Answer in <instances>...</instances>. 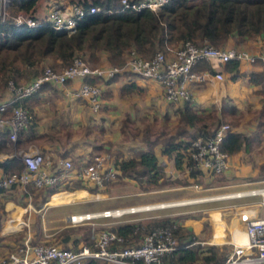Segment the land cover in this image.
<instances>
[{
	"label": "trees",
	"instance_id": "obj_1",
	"mask_svg": "<svg viewBox=\"0 0 264 264\" xmlns=\"http://www.w3.org/2000/svg\"><path fill=\"white\" fill-rule=\"evenodd\" d=\"M37 1L9 0L8 12L11 15L18 11L26 12L31 10ZM67 1L82 7L90 4L98 8L97 12L80 19L75 25L74 32L68 35L52 31L45 25L36 28L16 27L10 19L0 20V86H6L9 81L14 84L22 71L38 67L45 59H51L57 62L60 68H65L74 58L83 61L88 59L94 65L98 55L104 54L107 62L120 67L125 61V54L133 52L140 58L148 59L156 52H164L166 45L190 42L193 45L207 43L214 48H223L231 38L244 40L260 38L264 43V0H175L156 12L148 9L138 11L121 9L119 0ZM240 63L242 61L216 63L212 60L208 62L201 60L193 66L192 71H206L211 74L213 70L217 71L220 67V73L226 74L229 80L233 81L240 76L238 73ZM125 76H131V74ZM115 78L116 75L105 82H111ZM246 79L249 85L258 86L264 82V71L248 73ZM82 80L92 83L91 79ZM54 88L55 85L45 83L36 93L23 99L22 104L31 114L29 102L36 100L40 92L48 89L55 90ZM134 90H137V87L128 83L120 88V93H129ZM261 94V101L264 102V92ZM108 97H110L108 93L102 92L100 100L109 99ZM178 102L180 107L176 110L178 113L176 133L163 141L159 153L171 159L174 170L185 172L187 178L196 179L201 174L216 175L208 172L206 174L195 165L190 157V144L197 137L208 139L213 136L221 123L216 112L219 113L224 105H221L218 111L212 107L208 113H203L200 109L193 107L190 99ZM229 110L232 111V108L229 107ZM260 111V114H264V105L260 106ZM187 129H193L195 132L191 134ZM33 137H35L34 119L31 115L29 125L19 134L15 144L19 145L21 141H29ZM143 140L146 142V149L136 151L133 158L115 162L117 176L129 177L133 180L145 178L150 186L167 182V179L162 180L164 174L162 166L158 164L154 151L149 147L154 143L155 137L151 140L144 137ZM251 141L252 137L227 129L219 147L226 155L233 156L241 150L247 152ZM7 143L10 141L6 134H1L0 151ZM64 154L65 152L59 156L64 157ZM72 165L74 170L80 171L75 161ZM20 168L21 164L16 157H8L0 161L1 176L12 170L19 171ZM105 172L106 170L102 171L100 175ZM68 184H72L68 187L72 188L71 190H88L86 183L79 179L66 180L52 187L28 190H42L46 196L42 199L43 201L47 196L61 191L62 188L66 190ZM13 191L14 186L9 189H0V197H5L6 193H14ZM208 216L216 223L221 219L220 213ZM1 220L0 215V224ZM154 228L168 229L174 239V250L163 255L160 264H220L223 261L217 256L215 247L202 246L200 240L189 228L168 219L152 221L145 225L121 224L109 228V231L121 239V242L115 243V246L122 248L137 245L142 236ZM66 240L67 236L62 239V242L65 243ZM84 240H87L86 236L83 237ZM78 241V239L73 241L72 249L78 248ZM83 264L104 263L88 260Z\"/></svg>",
	"mask_w": 264,
	"mask_h": 264
},
{
	"label": "built area",
	"instance_id": "obj_2",
	"mask_svg": "<svg viewBox=\"0 0 264 264\" xmlns=\"http://www.w3.org/2000/svg\"><path fill=\"white\" fill-rule=\"evenodd\" d=\"M44 1L38 0L31 10L18 11L11 15L8 12L9 0H0V20L10 19L16 27L36 28L45 25L52 31L68 35L74 32L75 25L80 19L98 11L97 7L90 4L82 7L70 4L68 1L64 4L52 1L47 5ZM173 1L175 0H119L121 9L129 11L148 9L153 12ZM256 58L255 55L233 48H214L207 43L193 45L190 42L166 45L164 52H156L148 59L140 58L130 52L120 67L89 68L83 60L74 58L68 67L58 71L46 67L22 85L7 82L5 89L9 98L5 99L0 93V134L5 133L11 143L17 141L19 134L26 129L31 120V114L22 104V100L36 93L45 83L57 86L80 79L72 95L84 100L88 109L94 112L101 104L100 82L107 81L114 75L125 72L140 79L154 80L158 82L167 102H177L190 99L187 91L190 85L205 83L210 78L216 81L223 80L219 71L213 70L211 74L206 71H192L193 66L199 61L252 63ZM85 78L91 79L92 83L87 80L81 81ZM226 129L224 125L219 126L212 137L208 139L197 137L191 142L190 157L202 171L223 174L228 169L229 156L219 147ZM11 156L19 160L21 168L19 171L0 175V189H9L12 186L21 190L52 187L62 183L66 174L73 169L70 160H56V164L53 165L49 157L37 150L18 151ZM102 169V158L93 156L80 168L79 176L95 184L101 182L102 176L113 177L112 171L100 175ZM242 196L260 197L262 214L259 217L245 219L243 231L234 235L231 253L222 256L223 261L220 264H264V186L232 195L209 198V200ZM138 209V207H127L72 214L69 215L68 221L75 225L96 218L120 217ZM119 242L121 239L109 230L98 232L90 245H81L77 249L55 245H29L23 241L16 250L1 257L0 264H83L88 260L104 264H139V261L140 264H160L161 257L174 250V239L166 228L149 230L135 246L117 248L115 243Z\"/></svg>",
	"mask_w": 264,
	"mask_h": 264
},
{
	"label": "rangeland",
	"instance_id": "obj_3",
	"mask_svg": "<svg viewBox=\"0 0 264 264\" xmlns=\"http://www.w3.org/2000/svg\"><path fill=\"white\" fill-rule=\"evenodd\" d=\"M223 48H233L244 51L243 47H239L238 44L225 45ZM105 59V55L100 54L97 57L96 64L93 65L88 59L84 62L89 68H107L113 66ZM46 67L55 71L62 69L58 66L57 62L51 59H45L38 67L32 69L27 68L22 71L14 84L22 85L30 81L34 75H38L42 69ZM220 69L219 67L217 70L220 72ZM133 78L136 79L135 77L130 79L132 80ZM145 81L146 83L159 85L158 82L154 80L148 79ZM98 83L99 82H97V84ZM5 87L6 86H0V93L3 95L8 94ZM103 93H108L114 103H117V105L121 107L127 104V109L132 112L131 116L125 115L124 113L116 114L114 118H112V121L107 118L108 123H106V120H101L100 118L94 119L89 115L88 117L85 115L75 122V118L71 116L73 102L76 103L80 109H85L83 106H87L86 103L84 101H78L72 94L70 96L64 95L57 90L48 89L40 92L36 100L29 102V105H32L31 103L34 102L33 109L29 108V110L33 116L35 125L40 126V134L35 135V137L29 141H22L20 146L15 144V142L7 143L4 150L0 151V154L5 151L8 154H15L18 151L31 149L41 153H44V151L55 152L57 156L65 152V156L62 158L71 160L72 162L76 159L72 153L76 152L83 154L102 153L108 156V161H112L114 158L117 160H127L135 157L136 151L147 148L146 142L143 140L144 137L148 140L155 137L154 143L149 147L155 154H158V149L162 146L163 141L176 133L178 119L176 110L180 107V102L168 103L166 106L162 107L156 96L150 97L148 102L145 99L146 93L138 89L132 91V93L123 94L120 93V90L112 92L110 89H106ZM105 95L107 96V94ZM234 95L235 94H231V97H234ZM234 100L235 106L229 104V101L221 103V105H224V108H221L222 110L219 113L216 112L221 120L219 126L224 125L228 130L241 132L252 137L248 151L245 152L241 150L239 153L233 155V161L230 162L229 168L223 174L220 173L207 176L201 174L197 176L196 179L187 178L186 173L182 171L177 172V174L172 173L168 178L163 174L162 180L166 181L167 179V182H162L160 183L161 185L168 183L173 184L175 182L177 187L182 186L180 190L178 189V191L182 192L180 198L183 197L179 200L180 202L189 203L196 201L192 204L194 206H199L202 204H196L197 202L210 201L209 198L232 195L250 190L256 186L264 185V182L261 184L255 182L264 176V171H261L264 169V114H260L259 105L261 103L258 99L256 100V96L254 98L252 96L248 98V102L244 107L243 102L237 101L236 96ZM101 102H109V99H101ZM221 105L216 104L212 107L218 111ZM104 106V104H100L98 113L108 109L111 111L113 110L111 108L106 109ZM212 107L203 110L200 109V111L208 113ZM229 107L232 108V111L229 110ZM69 112L71 114L67 115ZM98 113L97 115L100 117ZM80 121H83L84 124L80 123ZM187 131L191 134L195 132L193 129H187ZM156 134L158 135L157 137ZM1 160H3L2 155H0V161ZM257 167L258 169L255 170ZM131 179L132 178L129 177H118L117 174H115L114 177L107 178L103 183L107 182L105 186L111 185V181L113 183L123 184L120 191L126 193L127 196H124L126 198H123L125 200L132 199V196H130V194H132L131 191H140L143 187V190H154L155 193H157L156 191L158 189H163L167 191V198H172L173 196L170 195L172 192L168 193V191L171 190H168L166 186H161V188L156 186L154 189L148 187L149 185H146L147 181L145 178L133 180L139 187L133 188L128 182V180ZM239 184L240 186H237ZM71 185L72 184H68L66 190L62 188L61 191L55 192V194L62 192L61 194H56L50 198L49 195L46 200L43 201L42 199L46 196H44L42 190H27L25 192H18L17 194L6 193L5 197H3L6 199L0 198V215L2 216L0 224V258L12 250H16L23 241H26L29 245H55L66 248L67 246L62 242V239L67 236V240L71 239L72 242L69 248H73L72 245L74 240L78 239V242H82L81 245L91 244L92 239H94L98 232L109 230L107 228L108 226L101 225L98 222L99 220L87 221V223L82 225H72L65 221V216L69 217V215L73 213H95L102 211L98 203H100V201L104 203L105 201L100 200L104 192L96 185L87 183L88 190L82 189L86 193L84 191H76L80 189L71 190L72 188H68L71 187ZM193 186H195V188ZM241 186L245 187L243 191L237 189ZM187 193H191L190 197H186ZM118 197H120V194H118ZM48 199L49 203L47 202V205L53 204L52 206H44ZM213 200L215 201L216 199ZM250 200H257V197L250 198ZM218 201H222L219 202L223 203L222 205L225 204L233 208V201L230 197ZM96 205L98 206L95 207ZM101 205L103 206L104 204ZM216 210L217 211H207V215L220 213L222 220L221 227L218 225L217 228H215L221 229V232H224L226 226L223 217L226 211ZM16 211L19 212L18 217L20 220L18 230L2 232V227L6 222L12 221V215ZM202 212L203 211L195 215H198V218H200V216L203 217V221H206ZM107 221L101 220L100 222L109 223L110 220ZM202 225L204 234L197 236L200 241L201 238L205 237V232H207V226L205 224ZM85 236L87 240L83 241V237ZM214 240L219 241L221 239L214 237ZM224 255L225 251L223 249L220 251V256L222 257Z\"/></svg>",
	"mask_w": 264,
	"mask_h": 264
},
{
	"label": "crops",
	"instance_id": "obj_4",
	"mask_svg": "<svg viewBox=\"0 0 264 264\" xmlns=\"http://www.w3.org/2000/svg\"><path fill=\"white\" fill-rule=\"evenodd\" d=\"M52 1L58 2L60 4H64L65 2H67V0H45L44 2H45V4L48 5ZM230 44H232V45L238 44L239 47H243V50L245 52L252 54V55H255L257 58L255 59L254 62H252V64L247 63L245 61H242V63H240L238 66V73L240 76L233 81L229 80L228 76L226 74L222 73L223 80H221V81H216L213 78H210L204 84L202 83V84L195 85V86L190 85L188 87L187 91H188L189 98H190L194 108L203 110L205 108L215 106L216 104L221 105V103L225 102V101H229L230 102L229 104H232V106H235V103H234L235 96H236L237 101L239 100V101L243 102V107L248 102V98H250L251 96L253 98L256 96V100L257 99L259 100V102L261 103L259 105V107L261 105H264V102L261 101V97H262L261 93L264 92V82L258 86H251L247 83V79H246V75L248 73H260V72L264 71V43L262 42V40L260 38H256L254 40H244L241 38H231L227 41L226 45H230ZM127 56H128V54H125L124 58H126ZM217 71H219V70H217ZM128 74L129 73H125V72L117 74L116 78L113 81L108 82V83L105 82L106 80L105 81L102 80V82H100L101 89L103 90V92L106 89L107 90L110 89L112 92H114V91H119L122 86L127 85L128 83H132L137 87L138 90H141L142 92L146 93V98H145L146 101L149 102L150 97L156 96L158 98L157 99L158 102L162 105V107H164V106H166V104H168L167 101L163 97V93H162L159 85L157 86V85H153L150 83H146L145 80H142V79L137 78V77L132 76V75L131 76H125ZM132 77H135L136 79L133 78L131 80L130 78H132ZM79 82H80V79L77 78V79H74L72 82H66L63 85H57V86H55L54 89L63 93L64 95L70 96L72 94L74 88L77 87ZM129 93H132V91ZM231 94H235L234 97H231ZM4 96H5V99L9 98V94H6ZM110 99H111V96L109 97V102H105V103L101 102V103L105 105L104 107L106 109L111 108L113 110L111 111L108 109V110H105L103 112L100 111L99 113H98L99 110L93 112L90 109H88V107L85 105L83 106V107H85V109L84 108L80 109L79 106L73 102V104H72L73 109L71 112L72 113L71 116H73L75 118V122H77L78 119L82 118V116H85V115L87 117L89 115L91 118H94V119L100 118L101 120H106V121H107V118H109V120L112 121V118H114V116L116 114L124 113L125 115L131 116L132 112H131V110L127 109V104H125L123 107H121L120 105H117V103L115 104L112 99L111 100ZM31 104L32 105H28V106L30 109H33L34 102ZM71 113L69 112V113H67V115H69ZM97 113L100 114V117H98L99 115H97ZM87 120H88V118H87ZM80 123L84 124L83 121L82 122L80 121ZM106 123H108V121ZM39 128H40V126L35 125V122H34V133H35V135L40 134ZM21 142L19 143V146H20ZM159 149H158V151H159ZM1 153L2 154H0V155H2V159L8 158V157H13V156H11L12 153L8 154V153H6V151L1 152ZM42 154L49 157L51 160V163H53V165L56 164L55 163L56 160L65 159V158H62L61 156H57L55 154V152L53 153V152H49V151H44V153H42ZM72 154H74V156L76 158L75 159L76 165L80 168L83 165H85L88 161H90V159L93 156H99L102 158V166H103L102 171H104V170L112 171L113 174H117V170H116L117 168H116L115 162H117L119 160H117L116 158H114L112 161H108V156L104 155L102 153H94V154L93 153L92 154L84 153L83 154L80 152L79 153L76 152V153H72ZM155 156L157 158L158 164L162 166L163 173L165 174V176L167 178H168V176H171L172 173L177 174V172H179V171L174 170L171 159H168V158L162 156L159 152H158V154H155ZM233 158H234V156H229V166L231 164L230 162L233 161ZM257 169H258V167L255 168V170H257ZM79 172H80L79 170L76 171L74 169L69 171L66 174L64 181H66V180L72 181L74 179H79L82 182H85L86 185H87V183H89V184H93V185L98 186V188H101V191H103L104 193H102V198L100 200H105V201H104V203H102L101 201H100V203H98L99 208H101L100 210H103V209H105V210H107V209L108 210L122 209V208H127V207H138L139 208L137 211H135L133 213L124 214L120 217L96 218V219H93L94 221L99 220L98 222L101 225L108 226L107 228L109 229L111 227H115V226L121 225V224H128L129 223V224L145 225V224L152 222V221H159V220L168 219V220L173 221L175 224H179L181 226L189 228L196 237L204 234L202 224H205L207 226V232H205V237L201 238L200 243L202 246H213V247H215L216 252H217V256L222 260H223V258L220 256V251L224 249L225 254L229 255L231 253V250H232L233 245H234V235L243 231L245 219H247L248 217H251V218L259 217L262 214V207L260 205L261 200H260V197H257V196H256L257 200H250V198H254L255 196L254 197L242 196L239 198L234 197V198H232L233 208H230L229 206H226L225 204L222 205L223 203H219L222 201H218V200L200 201V203L197 202L196 204H202L199 206H194L192 204V203H195L196 201H192L189 203H182L179 201L180 199L183 198V197L180 198L182 192L178 191V189L180 190L182 188V186L177 187L175 182L173 184L168 183V184H163V185H161L159 182L156 185H153V186L149 185L148 186L152 189H154L156 186L159 188H161V186H166L168 188V190H171V191H168V193L172 192V193H170V195H173L172 198H167V191L166 190L164 191L163 189H158L156 191L157 193H155L154 190H149V189L143 190V188H144L143 187L142 190H140V191H137V190H136V192L131 191L132 194H130V196H132V199H126L125 200L123 198H126V197H124V196H127L126 193L123 191H120V188L122 187L123 184L113 183L111 181V185L105 186L107 184V182L103 183V179H105L103 177H102L101 182L99 184H95L93 182L86 180L84 177L79 176ZM128 182L131 184L130 185L131 187L139 188L137 186V183L135 181H133V179L128 180ZM255 182L261 184L264 182V178L261 177L258 180H256ZM169 184H171V185H169ZM146 185H148V182L146 183ZM167 185H169V186H167ZM241 185H243V184H241ZM237 186H240V184ZM261 186H256V187H261ZM193 187L195 188V186H193ZM244 188H245L244 186H241V187H238L237 189L239 191H243ZM28 189L21 190L18 187H14L13 192L17 194L18 192L20 193L22 191L25 192ZM80 190H82V189H80ZM82 191H84V190H82ZM123 193H125V194H123ZM118 194H120V197H118ZM51 195H53V194H51ZM51 195L49 196V198L51 197ZM190 195H191V193H187L186 197H190ZM133 197H135V198H133ZM0 198L6 199V198H3V196H1ZM47 202L49 203V199L45 202L44 206L45 205L46 206H52L53 205V204L47 205ZM101 204H104V205L102 206ZM98 205H96L95 207H97ZM140 207H146V208L141 209ZM99 208H97V209H99ZM216 209H218V211H226V214L223 217L224 222H225V226H226L224 232H221V229H216L218 225H220L219 227H221V221L222 220L220 219L216 223V221H214L213 219H211L210 216L207 215V211H217ZM201 211H203L202 214H204L206 221H203V217H201L200 215H199L200 218H198V215H195V214H199V212H201ZM18 214L19 213L16 211L12 215V221L6 222V224L1 229L2 232H9V230H12V231L18 230V227L20 226V220H19ZM75 214H79V213H75ZM101 220H103V221L110 220V221H109V223H103V222H100ZM65 221H67L69 223L68 217H66V216H65ZM84 223H87V221L79 223V224H75V225H82ZM215 223H216V228H215ZM214 237L217 239H221V240L215 241ZM71 243H72L71 239H68L65 241L64 244H65V246H67L66 248H69ZM81 244H82V242H78L77 246L79 247V246H81ZM88 245H90V244H88ZM72 247H74V246L72 245Z\"/></svg>",
	"mask_w": 264,
	"mask_h": 264
},
{
	"label": "bare ground",
	"instance_id": "obj_5",
	"mask_svg": "<svg viewBox=\"0 0 264 264\" xmlns=\"http://www.w3.org/2000/svg\"><path fill=\"white\" fill-rule=\"evenodd\" d=\"M19 213V212H18ZM12 231V230H9V232Z\"/></svg>",
	"mask_w": 264,
	"mask_h": 264
}]
</instances>
